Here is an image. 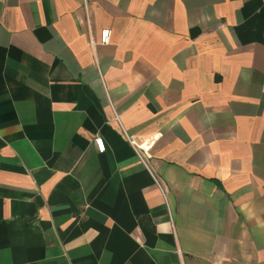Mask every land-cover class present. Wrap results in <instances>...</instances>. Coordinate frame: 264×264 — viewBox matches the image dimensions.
Here are the masks:
<instances>
[{"label":"crops","instance_id":"0c3cea01","mask_svg":"<svg viewBox=\"0 0 264 264\" xmlns=\"http://www.w3.org/2000/svg\"><path fill=\"white\" fill-rule=\"evenodd\" d=\"M0 264H264V0H0Z\"/></svg>","mask_w":264,"mask_h":264},{"label":"built area","instance_id":"2783aa9c","mask_svg":"<svg viewBox=\"0 0 264 264\" xmlns=\"http://www.w3.org/2000/svg\"><path fill=\"white\" fill-rule=\"evenodd\" d=\"M85 5V9H87L86 7V3H84ZM110 37H111V31L109 29H103L101 31V36H100V45L106 46L109 44L110 42ZM96 43L94 40L90 39L89 40V47L90 49L93 51L96 48ZM128 139V138H127ZM128 142L130 144V146L133 148L134 152L136 153V155L139 157V159L141 160V162L143 163V160L141 158V155L139 153V147L137 146L134 142H132L131 140L128 139ZM95 146L97 148L98 151L103 152L105 150V146L103 144V141L101 138H96L95 141Z\"/></svg>","mask_w":264,"mask_h":264}]
</instances>
